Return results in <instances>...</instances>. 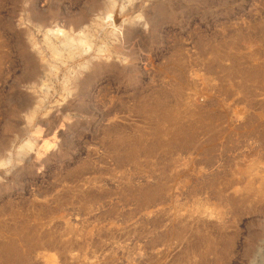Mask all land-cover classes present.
<instances>
[{
	"label": "rangeland",
	"instance_id": "obj_1",
	"mask_svg": "<svg viewBox=\"0 0 264 264\" xmlns=\"http://www.w3.org/2000/svg\"><path fill=\"white\" fill-rule=\"evenodd\" d=\"M263 134L264 0H0V264H264Z\"/></svg>",
	"mask_w": 264,
	"mask_h": 264
},
{
	"label": "bare ground",
	"instance_id": "obj_2",
	"mask_svg": "<svg viewBox=\"0 0 264 264\" xmlns=\"http://www.w3.org/2000/svg\"><path fill=\"white\" fill-rule=\"evenodd\" d=\"M98 5V4H97ZM106 7V6H105ZM107 8V7H106ZM105 9V8H104ZM84 17V16H83ZM86 17H87V15H86ZM85 18V17H84ZM246 76H248V78L249 77H255L254 76V74L253 73H251V72H249V73H247V75ZM90 79H92V76L91 75H89L88 77H87V80H90ZM148 102H149V100H147V99H145L144 100V109L145 108H149V111H147L148 113L150 112V107L148 106L149 104H148ZM263 137H264V134H263ZM249 171V169H247V170H245V172H244V174L246 173V172H248ZM250 172V171H249ZM259 182H260V185H261V187H264V177H262L261 176V178L259 179ZM249 187V191H251L252 192V190H253V186L252 185H249L248 186ZM258 194H257V197L258 198H262L263 197V193L262 192H257Z\"/></svg>",
	"mask_w": 264,
	"mask_h": 264
}]
</instances>
